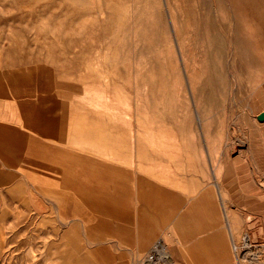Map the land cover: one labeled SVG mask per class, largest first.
<instances>
[{"label": "rangeland", "instance_id": "374dc122", "mask_svg": "<svg viewBox=\"0 0 264 264\" xmlns=\"http://www.w3.org/2000/svg\"><path fill=\"white\" fill-rule=\"evenodd\" d=\"M262 72L264 0H0V264L264 260Z\"/></svg>", "mask_w": 264, "mask_h": 264}, {"label": "bare ground", "instance_id": "6f19581e", "mask_svg": "<svg viewBox=\"0 0 264 264\" xmlns=\"http://www.w3.org/2000/svg\"><path fill=\"white\" fill-rule=\"evenodd\" d=\"M171 24H172V29L175 30V24H174L173 19H171ZM254 26L256 27V29L258 31L262 30V26L260 24L257 23ZM254 26H253V28L255 29ZM178 49H179V45H178ZM179 52H180V55H181V50L180 49H179ZM180 60L183 63V60H185V59H183V57H182ZM183 69L186 70V66L185 65H183ZM263 73L264 72H262V74L260 75L261 76V80L259 82V87L256 88L258 90L264 89V74ZM186 76H187V78H186L187 85L190 86V90H191V84H190V81H189V75L187 74ZM260 93H261L260 96H264V92L260 91ZM192 97H193V93H192ZM258 109L264 111L263 105L258 107ZM197 124H199L200 126L202 125V121H201L199 115H198V123ZM261 124H262V126L261 125L259 126V128L256 130V134L254 136L248 137L247 135L244 134L242 136H239V135L238 136H234V138H233V145L237 144L238 146L242 145V146H246L248 148V153H244L243 151H240L239 159H237L236 161H233V169L235 170V172L237 171V174L239 175V178H244V176L246 175V172H245V169H244L245 168L244 167L245 164L241 161V159L243 157H246L251 162H254V164H252L255 167L254 169H257L258 171H260L261 174L264 173V123L261 122ZM251 158H252V160H251ZM242 164H244V165H242ZM212 174H213L212 176H213V179L215 180V183L217 184V182H218V184H217V194L219 195L221 200H225L226 196H227V192L230 190V188L225 185L224 181H223L222 184L219 183V182H221L220 181V177H219V174L217 172V169L213 165H212ZM263 181H264V177H263ZM213 184H214V182H213ZM262 185L264 186V184H262ZM92 188H93V186H92ZM222 211H223L224 220L226 221V224L228 225V228L230 230L231 227H232V224H231V221H230L231 220L230 219V213L227 214V209L225 208V205H222ZM229 211H230V209L228 208V212ZM180 221H182V220H180ZM233 237H234L233 234H231V240H232L231 243H232V247H233L232 249L233 250L235 249L237 251L239 246L236 245L235 239ZM163 238H161V239H163ZM163 240H164V242L166 244L167 242L165 241V239H163ZM242 248H244L243 249V252L245 251L244 254H247V255L250 252L251 254L253 253L254 256H257L256 255V251H259V249L256 248V246L250 244L249 242H244V245H243ZM172 262H173V260H172Z\"/></svg>", "mask_w": 264, "mask_h": 264}, {"label": "crops", "instance_id": "0c3cea01", "mask_svg": "<svg viewBox=\"0 0 264 264\" xmlns=\"http://www.w3.org/2000/svg\"><path fill=\"white\" fill-rule=\"evenodd\" d=\"M3 104L2 101H0V106ZM27 107V106H26ZM29 111L26 110L25 114L21 115V119L23 122L24 127L27 126V130L24 129V132L22 134H29L28 131V126H29ZM11 119L9 116H7L6 111L0 110V134L5 133V129L3 125H5L7 122H2V119ZM15 118H18V116H15ZM14 119V116L12 117ZM12 123V121L10 122ZM10 134L12 132L10 131ZM170 248L172 251V257H173V262L172 264H232V260L229 255H220V254H204V255H186L182 254L177 246V243L173 241V237L171 236L170 240ZM257 258H252L250 261L251 264H264V260H256Z\"/></svg>", "mask_w": 264, "mask_h": 264}, {"label": "built area", "instance_id": "2783aa9c", "mask_svg": "<svg viewBox=\"0 0 264 264\" xmlns=\"http://www.w3.org/2000/svg\"><path fill=\"white\" fill-rule=\"evenodd\" d=\"M248 235L243 237V242H249ZM144 264H172V256L164 240L159 238L152 245L149 252L144 258Z\"/></svg>", "mask_w": 264, "mask_h": 264}, {"label": "water", "instance_id": "95a60500", "mask_svg": "<svg viewBox=\"0 0 264 264\" xmlns=\"http://www.w3.org/2000/svg\"><path fill=\"white\" fill-rule=\"evenodd\" d=\"M257 117L259 121L264 122V112L260 113Z\"/></svg>", "mask_w": 264, "mask_h": 264}]
</instances>
